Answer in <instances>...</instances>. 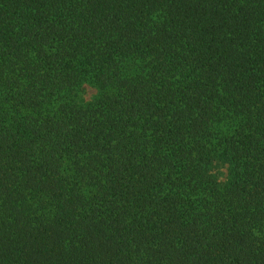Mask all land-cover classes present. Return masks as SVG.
<instances>
[{"label": "trees", "instance_id": "1", "mask_svg": "<svg viewBox=\"0 0 264 264\" xmlns=\"http://www.w3.org/2000/svg\"><path fill=\"white\" fill-rule=\"evenodd\" d=\"M0 264H264V0H0Z\"/></svg>", "mask_w": 264, "mask_h": 264}, {"label": "rangeland", "instance_id": "2", "mask_svg": "<svg viewBox=\"0 0 264 264\" xmlns=\"http://www.w3.org/2000/svg\"><path fill=\"white\" fill-rule=\"evenodd\" d=\"M94 94H95V91L93 89H91L90 87H85L84 91H83V98L86 101H89L93 97ZM216 173H217L220 181H224L225 180V175H226L225 167L220 166L216 170Z\"/></svg>", "mask_w": 264, "mask_h": 264}]
</instances>
